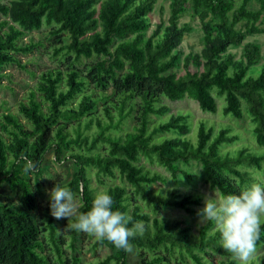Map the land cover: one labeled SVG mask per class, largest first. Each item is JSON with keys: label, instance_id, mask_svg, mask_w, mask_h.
<instances>
[{"label": "trees", "instance_id": "trees-1", "mask_svg": "<svg viewBox=\"0 0 264 264\" xmlns=\"http://www.w3.org/2000/svg\"><path fill=\"white\" fill-rule=\"evenodd\" d=\"M159 1L0 0V15L7 17L0 21V78L9 64L27 67L19 54L31 52L36 43L25 37L44 25L51 26L55 54H62L59 65L41 72L27 100H19L20 114H3L0 264H79L78 231L69 257L55 218L39 212L37 189L43 194L40 176L50 152L59 162L73 163L71 177L57 176L52 188L62 181L58 184L80 194L82 212L91 210L100 192L91 181L90 171L97 168L104 184L101 191L112 197L113 210L131 218L128 227L143 222L142 234L130 238L131 251L94 240L95 248L104 245L111 250L105 264H131L133 253L137 264H240L223 248L214 221L194 232L186 218L161 215L169 208L193 213L202 195L169 186L171 178L148 166L143 157L167 167L178 180L182 175L193 177L182 161L199 160L207 183L223 198L252 183H264L250 169L264 170L263 53L259 43L245 42L249 35L264 33V0H168L167 21L152 29V12ZM187 14L201 20L200 52L185 53L181 47L193 29L191 23H182ZM232 45H244L240 57L229 50ZM214 90L225 99V114H251L259 147L243 142L225 149L239 141L240 134L231 126L215 130L204 121L193 139L189 115L171 113L163 102L164 96L190 97L204 110L217 111ZM134 111L136 122L126 129L124 118ZM166 114L156 123L154 115ZM25 158L36 164L34 171L24 172ZM118 173L124 183L107 185L102 177L116 178ZM9 194L17 200L2 198ZM47 235L56 256L46 252ZM262 244L264 234L257 247ZM216 252L224 257L216 259ZM253 264H264V255Z\"/></svg>", "mask_w": 264, "mask_h": 264}, {"label": "rangeland", "instance_id": "rangeland-1", "mask_svg": "<svg viewBox=\"0 0 264 264\" xmlns=\"http://www.w3.org/2000/svg\"><path fill=\"white\" fill-rule=\"evenodd\" d=\"M11 0H3V2L9 3ZM253 6L257 7V3H253ZM163 9V11H162ZM170 14L169 1L161 0L157 3L155 10L152 12V26L154 29L159 22L162 20L167 21ZM7 18L5 15H0V21ZM189 22L193 26L191 32L185 35V38L182 42V49L185 53L190 51L200 52L204 46V32L201 25V20L198 18H193L189 14L182 17V23ZM167 23V22H166ZM34 39L36 43V47L29 53L21 52L19 54L22 63L27 67H23L19 64H9L4 69V75L0 78V126L3 121V114L7 111H12L16 114H20L18 112V102L19 100H27L28 93L37 86V81L40 77L42 71L50 68L56 67L60 64V60L62 58V54H55V48L51 46L54 44L53 35L51 33V26L44 25L41 29L34 30L29 32L28 36L25 37L26 40ZM247 41H255L261 45L263 58L261 63H264V33H254L249 35L245 42ZM244 45H232L230 47V51L235 53L237 57H240L243 54ZM89 59H86L88 61ZM181 72L182 66L180 65L177 69ZM215 95L218 100V109L217 111L204 110L199 102L193 98L186 97L181 100H172L166 96L163 98V102L168 104L171 107V113H187L189 115V123H190V133L189 135L193 138H197V131L199 127V122L204 121L208 125H213L215 130H218L224 126H231L232 130L238 132L241 136L240 140L235 142L234 144L227 145L225 149H231L236 145H239L243 142H248L249 144L259 147L254 134V126L255 122L252 119V116L249 112L245 113L243 117H237L233 114H225L223 110L225 99L221 96H218L216 91L214 90ZM137 113L134 111L133 114L126 115L124 118V122L122 125L127 128H132L133 124H135L136 119L134 115ZM156 120V123L164 120L168 117V114L164 116H153ZM153 127V124H152ZM161 136V134L157 135V137ZM263 147V146H261ZM103 148L102 145L99 147ZM85 149V147H84ZM97 149H95L96 151ZM143 160L146 162L148 166H151L153 169L160 170L171 178V183L169 186H179L184 192H194L202 195V202L196 207L195 212H187L184 209L180 208H169L165 209L161 212V215L168 216H182L188 220V222L192 225V229L194 232H198L200 227L206 223L207 221H203L201 218L200 210H202L205 206L206 198H216L217 200L223 199L220 191L218 189L212 188L209 183H207L205 179V174L203 171L202 163L199 160H192L189 163L181 162V165L188 169L189 172L193 175L192 178L186 176H180V179H175L172 175L171 170L167 167L162 166L160 164L154 163L152 164L150 161L143 157ZM252 169L253 174L261 179L264 182V170H260L257 168ZM45 173L40 176V181L42 182V191L43 194H40V191L37 189V196L40 202L39 212L42 214L51 215L50 209V196L49 192L52 189L51 181H55L57 176L62 177V179H69L73 172V163L71 161H57L55 160V156L53 153H49L48 159L44 164ZM97 168H92L91 173V181L94 187H96L99 191L103 190L104 184L100 182L98 175L96 173ZM103 179L107 182V185L112 182L124 183L123 179L120 177L119 173L116 178L110 177L108 175H102ZM183 178V179H182ZM62 181H57L54 183H61ZM126 186L131 187L129 183H126ZM11 193V192H10ZM2 198H6L7 200L16 199V196L3 195ZM75 202L82 212V199L80 194H74ZM145 203V202H144ZM148 211H151V208H146ZM47 220V219H46ZM55 222L58 225V230L63 236L65 244L63 245V249L69 257H72V253L74 251L73 244V236L75 234V229L71 226L75 222L74 219L69 218H61L56 219ZM78 236L77 245H78V253H79V264H105L104 260L111 253V250L107 246H99L95 248L93 246V242L96 237L92 234L78 231L76 233ZM47 249L46 252L52 256H56L57 252L55 249V245L53 241L50 239L49 235H47L46 241ZM264 255V244L257 247V254L253 261L257 263L259 258ZM224 257L221 252H216V259ZM138 257L136 253H133L131 256V264H137ZM173 261L176 260L173 258ZM107 264H112L107 263Z\"/></svg>", "mask_w": 264, "mask_h": 264}, {"label": "clouds", "instance_id": "clouds-1", "mask_svg": "<svg viewBox=\"0 0 264 264\" xmlns=\"http://www.w3.org/2000/svg\"><path fill=\"white\" fill-rule=\"evenodd\" d=\"M25 160L24 172L34 171L36 164L27 158ZM49 196L54 218L74 219L73 229L107 240L118 249L131 251L130 238L144 230L141 221L128 227L131 218L124 212L113 210L114 201L107 191L95 195L91 210L87 212L79 210L69 187L56 183ZM200 214L203 221L215 222L223 248L232 253L240 264H250L264 234V183H252L239 194H230L220 200L206 198Z\"/></svg>", "mask_w": 264, "mask_h": 264}]
</instances>
